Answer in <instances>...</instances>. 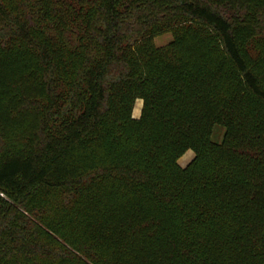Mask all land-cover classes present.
Returning <instances> with one entry per match:
<instances>
[{"label": "trees", "instance_id": "16d2710c", "mask_svg": "<svg viewBox=\"0 0 264 264\" xmlns=\"http://www.w3.org/2000/svg\"><path fill=\"white\" fill-rule=\"evenodd\" d=\"M113 185L175 223L162 264H264V0H0V264H140Z\"/></svg>", "mask_w": 264, "mask_h": 264}, {"label": "rangeland", "instance_id": "374dc122", "mask_svg": "<svg viewBox=\"0 0 264 264\" xmlns=\"http://www.w3.org/2000/svg\"><path fill=\"white\" fill-rule=\"evenodd\" d=\"M175 31H167L153 38L152 43L156 48H165L169 46L174 38ZM214 95L218 99H227L232 92L241 90L238 76L229 72L216 81ZM143 101L138 99L135 102L133 118L139 120L142 116ZM226 134V128L220 124H214L211 129V141L221 144ZM195 152L187 150L178 159L180 168H186L194 159ZM139 196L133 189L122 185H113L111 190L102 200L101 212L107 220H118L117 228L125 242L123 244L134 246L136 254L139 255L140 264H162L164 252H168L175 243V223L165 225L156 236L149 233V220L154 218V212L146 208L142 214L137 211V202ZM122 246L123 249L126 246ZM107 249L111 250L110 241L105 242ZM168 249V251L166 250ZM135 254V255H136ZM162 254V255H161ZM134 256V255H133ZM171 257V256H170Z\"/></svg>", "mask_w": 264, "mask_h": 264}]
</instances>
